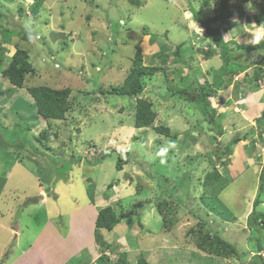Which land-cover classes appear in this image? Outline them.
<instances>
[{
	"label": "rangeland",
	"instance_id": "1",
	"mask_svg": "<svg viewBox=\"0 0 264 264\" xmlns=\"http://www.w3.org/2000/svg\"><path fill=\"white\" fill-rule=\"evenodd\" d=\"M263 2L230 0L227 8L231 14L207 23L230 46L250 44ZM219 4L220 0H42L35 18L25 0H0V10L6 16L0 28H8L5 32L11 34L10 42L5 44L0 33V74L17 48L27 49L34 67L33 73L25 75L21 88L5 89L1 85L0 95L6 99L16 90L29 95L28 87L40 85L71 89L69 108L61 119L44 118L37 113L30 95L33 104L25 103L22 94L15 95V105L24 107L15 119L19 125L11 127L18 137L4 128L8 127L0 115V253L8 251L7 229L18 221L19 239L13 256L21 255V264H59L53 253L42 252L53 242L48 239L49 230L71 227L63 247L74 250L73 235L86 225L72 213L87 200L93 202L99 188L116 213H128L118 223L121 227L107 230L117 238L129 232L124 231L129 214L137 215L142 222V214L151 217L153 212L151 227L156 229L165 220L172 228L161 249L171 251L169 245L174 244L186 248L187 253L194 249L200 255H226L229 264H264V229L250 227L247 221L251 213H257V218L264 213V183L262 190L259 188L264 169V78L260 76L248 86V79L239 72L227 86L219 88L208 106L221 114H215L213 122L204 121L189 101L175 95L163 99L172 89L188 87L193 76L206 83L207 69L222 63L219 53L204 59L205 51L217 47L198 22L216 17ZM30 17L36 21L40 37L35 43L27 40L23 27ZM161 45L167 48L166 64L152 55ZM178 46L179 55L174 57ZM137 47L143 64L159 66L154 74L143 76L145 86L139 93V97L151 101L156 112L154 121L145 127L134 125L135 96L101 92L122 84ZM259 55L245 56L249 57L247 63ZM186 61L193 70L185 68ZM182 70L181 78L178 73ZM246 71L252 73L250 67ZM263 72L264 67L260 75ZM196 95L189 92L193 100ZM7 101L0 100V109ZM247 107L252 109L245 111ZM219 122L221 127L225 124L221 133L217 131ZM161 124L168 126V137L155 131L154 127ZM249 125L254 126L248 129ZM43 129L46 134L40 136ZM236 134L243 139L231 146L226 144ZM13 139L21 142L18 150L9 145ZM24 141L29 147L22 144ZM59 141H63L60 149ZM164 148L166 156L160 157L158 153ZM65 152L70 159L76 156L79 160L75 157V162L81 168L53 160L57 156L65 160ZM162 159L166 161L163 164ZM216 173L218 178H213ZM42 189L44 195L49 194L43 201L26 202L29 197L43 194L39 193ZM256 199L260 202L255 206ZM161 200L167 202V208L159 211ZM199 218L207 226L202 230H198ZM191 226L193 231L208 234L201 240L205 248L198 246ZM99 230L96 228L94 235H100ZM141 234L145 232L138 231ZM216 237L235 244V252L223 247ZM256 242L263 247L259 251L250 248ZM105 253L111 252L106 249ZM112 253L117 258V253ZM7 255L11 259L10 249ZM182 259L183 255L178 257V261Z\"/></svg>",
	"mask_w": 264,
	"mask_h": 264
},
{
	"label": "trees",
	"instance_id": "2",
	"mask_svg": "<svg viewBox=\"0 0 264 264\" xmlns=\"http://www.w3.org/2000/svg\"><path fill=\"white\" fill-rule=\"evenodd\" d=\"M229 1L230 0H220V4L216 6V9L218 10L216 17L209 18L208 20H206V22L203 20H198V22L202 24L204 29L209 32L210 36L213 38L212 40L215 43V46L217 47V49L211 48L205 51L204 59H207L210 56L219 53L222 59V63L218 67H215V68L209 67L211 68L210 74L208 72L209 68L207 69V74L209 78L207 76V80L205 81L206 83H200L198 79L196 78V76H193V80L191 81L188 87L183 88V89H177L174 91H172L173 90L172 89L169 93H167V95L165 94L163 96L164 100H166L167 97L175 95V97L177 96V98H181L184 101H189L190 106H192L196 110H199V112L203 116V120L205 119V120H208L209 122H213L212 119L214 118V115L217 114L216 110L213 107L208 108V106H211L210 98L218 94L219 88L227 86L233 80V76L235 74H237L238 72L244 71L247 68V66H249V64L247 63V60L249 57L246 58L245 56L252 57L254 53H257V52L259 54L264 53V39H260L259 44L257 45H253L252 43L247 44V45L235 43L233 46H230L229 44H227L228 42L223 39L222 34L220 32H218L217 30L213 29L212 27L208 25L207 22L209 21H215L217 18H222L224 14H227V15L231 14V11L227 8ZM41 2L42 0H34V3L30 4L31 9L30 7L29 9H30L31 15L35 18L39 16V13L37 11H38V7L41 4ZM230 4L233 5L234 1H231ZM260 8L261 10L259 12L258 20L256 21L259 24L264 22V2L260 5ZM19 12H22L21 7L19 8ZM1 19L6 20V16L0 10V21ZM1 25L2 23L0 22V26ZM7 29L8 28L2 30L0 28V33L2 34L1 39H2V42H4L5 44L10 42V36H11V34L9 33L6 34L5 31ZM17 46L18 45H16V47ZM237 48H241L240 50L241 52L240 51L237 52L236 50ZM164 50H167V48L161 45L159 49L152 55L154 58H158L161 63L166 64L168 56ZM4 51H6L5 48L3 49L2 53ZM179 52H180V47L178 46L176 47V50L174 51V54H175L174 57L176 55L178 56ZM180 59L181 58L179 56L176 60L178 61ZM255 60H258L259 65L255 67V71L252 74V76L247 78L249 82L258 81L260 79V76L261 78L264 76V74L260 75V71H262V66L264 65V56L261 55L260 58H257ZM172 61L173 60H171V62ZM187 61L185 62V65H184L185 68H187L189 71L193 70V66L190 64V62H187ZM0 63H1V58H0ZM158 67L159 66L154 67V66L143 64L140 48L137 47L133 55V61L130 66V70L125 76L122 84L111 86L109 89H105L101 91L103 93H115L119 95L136 97L135 117H134V125L136 127L148 126L155 119L156 112L154 111V109H152L151 101L146 100L143 97H139V93L142 92L145 86V83L143 81V76L146 74H150V75L154 74V71H156L155 68H158ZM33 72H34V67L32 66V63L28 59L27 49L17 48L14 51V53L9 57L7 66L2 70L1 73L2 75L6 76L15 87L21 88L23 86L25 75L28 73H33ZM183 72L184 71L182 70V72L178 73L179 77L182 78V76L180 75H182ZM209 79L211 80L210 83H208ZM26 90L29 93V95L33 98L35 102L36 111L38 114H40L46 119H61L64 117L65 111L69 108L68 98L71 92V89L69 87L54 88L51 86L40 85V86L28 87ZM189 92L193 93L194 95L197 94L196 95L197 97L194 100L189 98ZM239 97H241V95H239ZM217 116L219 117L221 116V114L219 115L218 113ZM258 119L259 117L255 121V124L256 122L259 121ZM223 126L221 127L220 122L217 124L218 133H221L223 131L222 130ZM231 126H233V123L231 124ZM249 126H247L248 129L252 128L254 125H249ZM154 129L157 133H162L167 137L170 135L168 126L161 124L159 126L154 127ZM44 134H46V131L43 129L40 132V136H45ZM53 136L56 137V133H54ZM241 138L242 137H240L239 135L237 136L236 134L235 136H232L228 142L227 140L225 142H227L226 144L231 146L233 144H237L238 142H240ZM70 158L71 157L69 155L67 159L63 160L64 158L62 159V157L57 156V157H54L53 160L67 161L66 167H68L69 164L73 163L74 161V159H70ZM118 160L119 159H117V161ZM120 165L121 164L118 163L117 165L118 168H120L119 167ZM57 170H58V167H57ZM218 176H219V173H216V176L213 178H218ZM263 177H264V169H262L261 171V177H260L261 180H260V185H259L260 190H262L263 188V183H264ZM208 182L210 183L211 181L208 180ZM259 202L260 201L256 199L254 201L255 206L259 204ZM166 203L167 202L164 201V204H163L162 200L158 202L159 211L163 210V208H167ZM257 215H258L257 213H253V214L251 213L247 217L249 226L250 227L256 226L257 228V225H258L260 226V228L264 229V213H261V216L259 214V218H257ZM123 216H124V212L116 213V211L110 205L105 206L98 211L95 226L97 229L104 228L105 230H111L121 221V218ZM199 219L200 220L198 223L199 225L198 230H202V228H206L207 226L205 225L204 221L201 218ZM251 219L253 223H251ZM163 225H164V228L169 229V225H166L165 220H164ZM190 230L196 236L198 246L202 249L205 248L201 240L203 239L202 237L208 238L207 237L208 234H203L204 235L203 236L202 233H200V231H196V230L193 231L194 226H191ZM217 239L219 243L223 245V247L225 248L228 247L231 251L235 252L236 250L235 244L223 238L218 237ZM95 240L97 241V245L99 246L100 255L98 257L95 256L90 261L89 264H105V263L128 264V261L126 260L124 252L120 251L119 253H117V258L114 255H112V253L110 254L105 253L107 248L109 250H114L115 246L114 245L112 246L111 244L109 245L106 244L101 235H97V236L95 235ZM250 248H252V250L254 251H259L263 247L257 244L256 242V244ZM213 255L222 256L214 252H213ZM223 256L227 257L226 255H223ZM239 257L241 258V255ZM137 264H147V262L142 256H140L137 260Z\"/></svg>",
	"mask_w": 264,
	"mask_h": 264
},
{
	"label": "crops",
	"instance_id": "3",
	"mask_svg": "<svg viewBox=\"0 0 264 264\" xmlns=\"http://www.w3.org/2000/svg\"><path fill=\"white\" fill-rule=\"evenodd\" d=\"M219 65H217L216 67H218ZM253 83H255V82H246V84L248 86H250ZM1 85L5 89H10L13 86V84L10 83L9 79L7 77L3 76L2 73L0 74V88H1ZM13 94L14 93L11 92V95H13ZM17 94H19V95L22 94L25 96V98H26L25 103L27 101L32 103L29 95L28 94L26 95V93L24 91L19 92V90H16L15 95H17ZM14 96L7 97L5 99L4 97H2L0 95V100L1 101H4V100L7 101L8 98L13 99ZM11 102L13 104H10ZM7 103L8 104L2 105V108L0 109V115L2 117L1 121L3 123H5L6 126L8 127V128H6V127H4V128L6 130L10 131L11 127L13 129L14 127L19 125L15 119H17L18 115L21 114V110H23L24 107L15 105L16 103L14 102V99L11 101H7ZM33 107H34V105H33ZM246 109L248 111L252 108L247 107V108H245V111H246ZM15 115H17V116H15ZM12 131H13L12 132L13 136L18 137V136H16V133L14 134V131H16V129H14ZM0 138H2V137H0ZM62 142L63 141H59V143H58V145H60L59 149L62 148V145H63ZM16 143H18V147L15 146ZM19 143H21V142L18 139H16V140L13 139V141L10 142L9 145L11 144L12 147L17 148V150H18L20 147ZM26 143H27V141L22 142V144L27 148V147H29V144L27 145ZM67 152H65V154H62L66 159L69 156V155H67ZM16 153H18V151ZM72 157H74L73 163H74V165L76 164L75 167L81 168V165H79V162L78 163L75 162L76 156L72 155ZM66 171L69 172V170H66ZM70 171H72V170H70ZM4 177L6 178V176H4ZM69 177H70V175L67 174V178H69ZM40 188H43V187L40 186ZM43 189L40 190L39 193H43L42 191L48 190L47 188L44 190ZM96 192H97V195L95 197H93V202L87 200V202L83 206L77 207L75 209V211L72 213L74 215V217L80 221L81 224L86 225V227L80 229L78 234L73 235L74 240H72V243L75 245L74 250L68 251L67 248L63 247V243L70 236L71 232H69V229L71 227L69 229L67 228L65 231H64V229L63 230L58 229L57 227H53L49 230L48 235H50L51 237H48V239L53 240V242L50 245H48L42 252L47 250L48 253H49V251L51 252V254L53 253L52 256L54 257V260L57 263H59V264H89L90 261L95 256L96 257L99 256L100 250H99V246L97 245V241L95 240V235H94V233L96 231L95 220H96L97 210L101 209L102 207H105L107 205H112V204L107 203L106 198L101 196L104 193L103 189H100V191H99V188H97ZM43 195H44V193H43ZM46 195H49V194H45L43 196V199H41L42 201L44 200ZM24 208L26 209L27 207H24ZM124 213H126V216H127L128 213L127 212H124ZM150 214L152 217L154 213L150 212ZM151 217L147 213H145V215L142 214V218H145V220L142 219V222H143V224H142V222L140 220H138L137 215L129 214V216L127 218H125V219H127L126 220L127 229H124V231H127L129 229V232H127V234L125 232L126 235H120L118 238L116 237L117 235H112V234L108 233V231L105 230L104 228H98V230L101 229V231L99 230V232L101 233L100 235L103 237L105 243L108 245L111 244L112 246L113 245L115 246L114 250H109L108 248H107V250H109V252L115 251V253H119L120 251L124 252L126 260L128 261V264H137V260H138V257L140 255L143 256V258L146 260L147 264H229V261L227 260V258H224L222 256H215V255H213V253L207 254L205 252H204L205 253L204 255H200L197 253V251H194V249L188 251V253H187L186 248H180L177 246L174 247L175 246L174 244L169 245V246H172V247H170L171 251L161 249L164 246L163 243L167 244L166 240H167V238H170V231H172V228L171 227L169 229L164 228L163 224H161V221H160L159 226L156 227V229L151 227V225L149 223ZM121 221H122V219H121ZM119 224H117L115 226V227H117V229L119 228V226L121 227V225H119ZM13 225H16L17 227L13 228L14 227ZM138 225H141V227H138ZM9 227H10V229H7L9 232V238L6 239V243L8 244V251L10 249L11 259L7 255L8 251L1 252L0 253V257H1L0 258V264H11L10 263L11 261H13L12 264H21V261L19 260V256H21V255L18 254L17 257L13 256L14 250H15L13 247L17 245L18 239H19V231L17 230L19 228L18 221L16 222V224L11 223L9 225ZM136 228H138V230ZM131 230L133 231L134 235L131 233ZM135 230H137V232ZM140 230L141 231L143 230L145 232V234L138 235V231H140ZM13 232L14 233L16 232L14 235L15 240L12 239L13 238L12 237ZM21 234H23V232ZM133 238H134V240H132ZM116 239H118L119 242L116 243V241H117ZM151 243H153V244L151 245ZM9 244H10V246H9ZM58 245H60L61 247L59 248ZM53 249H55L54 252H53ZM184 249H186V251H183ZM186 253H187V256H189V257L184 256ZM182 255H183L184 259H182V261H180V260L178 261V257H181ZM73 257H74V261L72 260ZM26 260H28L30 262L29 257H26ZM105 264H108V263H105Z\"/></svg>",
	"mask_w": 264,
	"mask_h": 264
},
{
	"label": "clouds",
	"instance_id": "4",
	"mask_svg": "<svg viewBox=\"0 0 264 264\" xmlns=\"http://www.w3.org/2000/svg\"><path fill=\"white\" fill-rule=\"evenodd\" d=\"M25 2L27 3V4H32V3H34V0H25ZM36 21L33 19V18H29L28 20H26L25 21V23H24V25H23V27H24V30H25V33H26V35H27V39L30 41V42H33V43H35L37 40H39V35H38V29L36 28ZM198 26V25H197ZM253 26H254V28L256 29V32L254 33V34H252V36H253V39H252V41H251V43L253 44V45H257V44H259V41H260V39L261 38H264V23H261V24H259V25H257V24H253ZM199 27V26H198ZM199 29H201L200 27H199ZM201 31L203 32V29H201ZM241 44V43H240ZM16 50V49H15ZM14 50V51H15ZM14 53V52H13ZM12 53V54H13ZM261 55H263L264 56V54H260L259 55V57L258 58H260V56ZM256 58H252V60L250 61V62H248L249 63V66H247V68L248 67H250L251 68V70H252V73L250 74V75H248L249 73H248V71H246V69L244 70V71H241V72H243V75H242V78L244 79V78H249V77H251L252 76V74L254 73V68L255 67H257L259 64H258V60H255ZM221 64V63H220ZM262 67H264V65L262 66ZM239 73V72H238ZM262 74H264V72L262 73ZM236 75V74H235ZM235 75L233 76V79H235ZM262 78H264V76L262 77ZM10 81V80H9ZM254 82H256V81H254ZM14 86V85H13ZM15 87V86H14ZM218 90V89H217ZM258 117V116H257ZM173 147H174V145H172ZM166 153H167V148H164V149H162L159 153H158V155L160 156V157H165L166 156ZM166 161L164 160V159H162L161 160V163L163 164V163H165ZM222 257H224V258H226L225 256H223L222 255Z\"/></svg>",
	"mask_w": 264,
	"mask_h": 264
},
{
	"label": "water",
	"instance_id": "5",
	"mask_svg": "<svg viewBox=\"0 0 264 264\" xmlns=\"http://www.w3.org/2000/svg\"><path fill=\"white\" fill-rule=\"evenodd\" d=\"M43 196H44L43 194H39V195H36V196L29 197V198H27L26 202H30V203L38 202L41 199H43Z\"/></svg>",
	"mask_w": 264,
	"mask_h": 264
},
{
	"label": "bare ground",
	"instance_id": "6",
	"mask_svg": "<svg viewBox=\"0 0 264 264\" xmlns=\"http://www.w3.org/2000/svg\"><path fill=\"white\" fill-rule=\"evenodd\" d=\"M240 14V13H239ZM4 76V75H3ZM224 85V84H223ZM263 124V123H262ZM251 132V131H250ZM264 146V145H263ZM218 151V150H217ZM226 151V150H225ZM236 151V150H235ZM161 204V203H160ZM155 207V206H154ZM120 213V212H119ZM105 244V243H104Z\"/></svg>",
	"mask_w": 264,
	"mask_h": 264
}]
</instances>
